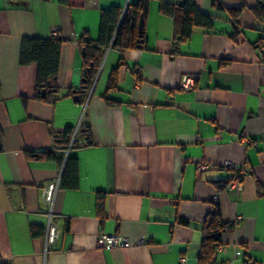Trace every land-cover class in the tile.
I'll use <instances>...</instances> for the list:
<instances>
[{"label":"crops","instance_id":"1","mask_svg":"<svg viewBox=\"0 0 264 264\" xmlns=\"http://www.w3.org/2000/svg\"><path fill=\"white\" fill-rule=\"evenodd\" d=\"M217 1L224 11L193 0L213 27L175 47L173 20L151 0L145 48L109 45L83 97L78 40L98 39L102 10L124 14L138 0H0V264H201L212 213L229 230L206 264H264V20L252 12L258 0ZM24 38L62 40L50 104L34 100L37 66L19 64ZM67 128L77 146L61 148L53 136ZM45 151L58 159L27 154ZM68 158L75 189L60 185ZM225 164L245 174L237 193ZM51 220L59 237L47 246ZM104 234L130 246L99 249Z\"/></svg>","mask_w":264,"mask_h":264},{"label":"trees","instance_id":"2","mask_svg":"<svg viewBox=\"0 0 264 264\" xmlns=\"http://www.w3.org/2000/svg\"><path fill=\"white\" fill-rule=\"evenodd\" d=\"M158 3L159 12L163 16H167L173 20L176 47L180 43L189 40L195 29L208 30L213 27V21L208 16L199 11L193 0H178L175 4H170L167 0H155ZM151 0H138L132 6H128L124 14L118 7H110L102 10L99 21V37L94 42L88 36H82L78 40V45L82 51L83 85L79 93L85 94L91 90L95 82V78L103 58L104 49L109 45L112 49L119 53H124L128 50H139L145 48L146 38L144 32V21L147 17L149 4ZM257 7L252 9L256 19L264 20V0H258ZM212 7L224 11L217 0H213ZM239 9H230L231 17L236 23L237 17L241 12ZM142 18L143 25L139 29V20ZM62 40L53 38L50 40H38L24 38L21 41L19 64L27 66L35 64L37 66L35 79V94L34 100L50 104L56 98L57 74L60 62ZM117 70H113L107 81V91L115 90L116 88ZM111 105L109 101H106ZM58 140L61 148L67 147L72 140V129H65L61 135L53 136ZM89 144V143H88ZM85 144V145H88ZM77 146L76 139H73L72 147ZM29 157L44 158L45 160H56L58 157L52 151H45L39 154L29 152ZM77 163L73 158H68L63 167L60 178V185L65 189H75L77 186ZM103 199L99 195L98 211L102 209ZM103 217V213H101ZM217 215L212 213L208 225L204 228V239L202 243L203 258L201 264H206L213 254L214 246H219L220 236L225 231L229 230L227 225L216 224ZM33 230V234H34Z\"/></svg>","mask_w":264,"mask_h":264},{"label":"built area","instance_id":"3","mask_svg":"<svg viewBox=\"0 0 264 264\" xmlns=\"http://www.w3.org/2000/svg\"><path fill=\"white\" fill-rule=\"evenodd\" d=\"M193 85H194V77L185 76L181 80L180 89L187 91L192 87H194ZM72 143H73V138L69 143V148L72 147ZM224 167L233 171V175L228 184V190L234 193L239 192L241 190L242 180L245 175L244 172L232 164H225ZM200 168L204 169L206 167L200 165ZM57 188L58 186L56 183H51L43 190L42 198L46 206L48 207L52 206ZM58 237H59L58 228L55 225V223L51 220L46 229L45 244L47 246L54 244L55 241L58 239ZM96 245L97 248L105 249V250H110L115 248L124 249L130 246V242L125 237L119 234H113V235L104 234L98 236ZM184 262H185L184 259L180 260V264H184Z\"/></svg>","mask_w":264,"mask_h":264},{"label":"water","instance_id":"4","mask_svg":"<svg viewBox=\"0 0 264 264\" xmlns=\"http://www.w3.org/2000/svg\"><path fill=\"white\" fill-rule=\"evenodd\" d=\"M142 25H143V20H142V18H140L139 24H138L139 29L142 28ZM261 54H262L263 60H264V50H261ZM0 150H1V141H0Z\"/></svg>","mask_w":264,"mask_h":264}]
</instances>
